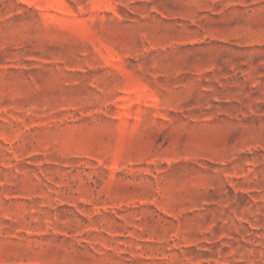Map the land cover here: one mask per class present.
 <instances>
[{"label": "rangeland", "instance_id": "374dc122", "mask_svg": "<svg viewBox=\"0 0 264 264\" xmlns=\"http://www.w3.org/2000/svg\"><path fill=\"white\" fill-rule=\"evenodd\" d=\"M0 264H264V0H0Z\"/></svg>", "mask_w": 264, "mask_h": 264}]
</instances>
